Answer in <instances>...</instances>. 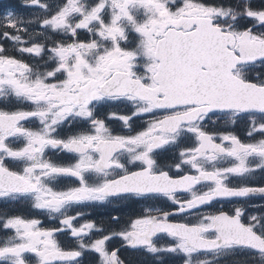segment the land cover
Listing matches in <instances>:
<instances>
[{
  "label": "snow or ice",
  "instance_id": "snow-or-ice-1",
  "mask_svg": "<svg viewBox=\"0 0 264 264\" xmlns=\"http://www.w3.org/2000/svg\"><path fill=\"white\" fill-rule=\"evenodd\" d=\"M126 249L264 264V0L0 11V264Z\"/></svg>",
  "mask_w": 264,
  "mask_h": 264
},
{
  "label": "flooded vegetation",
  "instance_id": "flooded-vegetation-1",
  "mask_svg": "<svg viewBox=\"0 0 264 264\" xmlns=\"http://www.w3.org/2000/svg\"><path fill=\"white\" fill-rule=\"evenodd\" d=\"M1 3L10 4L11 0H0ZM1 9V8H0ZM219 206V205H217ZM108 211H112V209H94L93 215H106ZM122 257L125 259L126 264H140V260L142 259L138 253L132 250H122ZM225 259H230L226 257Z\"/></svg>",
  "mask_w": 264,
  "mask_h": 264
}]
</instances>
